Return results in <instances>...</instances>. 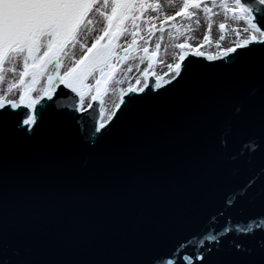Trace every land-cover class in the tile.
<instances>
[{"label": "snow or ice", "instance_id": "snow-or-ice-1", "mask_svg": "<svg viewBox=\"0 0 264 264\" xmlns=\"http://www.w3.org/2000/svg\"><path fill=\"white\" fill-rule=\"evenodd\" d=\"M221 14V42L242 27L208 54ZM124 135L134 155L99 154ZM225 159L264 175V0H0V264H264V185L213 199Z\"/></svg>", "mask_w": 264, "mask_h": 264}, {"label": "water", "instance_id": "water-1", "mask_svg": "<svg viewBox=\"0 0 264 264\" xmlns=\"http://www.w3.org/2000/svg\"><path fill=\"white\" fill-rule=\"evenodd\" d=\"M89 83L94 86V81L90 80ZM15 98H18V93L15 96ZM125 99H127V97H125ZM61 102L63 103L65 101H61ZM118 102H119V97L117 98V103ZM93 103L95 106V104H98L99 101L93 102ZM117 114L119 115V113ZM75 136H76L75 126L70 125L69 135H68V143L70 145L72 141L74 140ZM155 142L157 145V155H159L160 151L164 147V142L161 138H156ZM97 150L101 156L120 155V154L134 155L136 148H135V144L133 143L132 139L128 137L127 135H124V136H113V137H109V138H105L101 140ZM95 163L96 162L94 161L90 162L88 167H94ZM73 166H78V162L73 160ZM222 167H223V174H224L222 187L216 192L211 194L212 198L215 200L222 202L223 199L228 194H230L233 190L243 187V185L247 183L249 180H255L257 187L264 185V175H261L258 171L255 170L257 168V165L255 164L237 165L225 159L222 162ZM241 210H242V214L246 216L250 212L254 210H259V209L255 202L250 201L247 198H241L237 202L236 207L233 209H230V212L234 216H238L241 214ZM86 211H88L92 215H99L101 210L96 207H90L86 209ZM197 230L198 228H189L185 230L184 232H182L177 237V240H184L186 237H189L192 234V232L197 231Z\"/></svg>", "mask_w": 264, "mask_h": 264}, {"label": "bare ground", "instance_id": "bare-ground-1", "mask_svg": "<svg viewBox=\"0 0 264 264\" xmlns=\"http://www.w3.org/2000/svg\"><path fill=\"white\" fill-rule=\"evenodd\" d=\"M169 1H171V0H160V2L163 5V10H164V8H167L168 10L171 8L169 6ZM164 11H165V13H167L166 9ZM172 14H174V13L172 12V13H170L168 15H172ZM216 19L217 20L221 19V20L224 21L222 14L221 15H217ZM191 27H192L193 30L191 32H189L187 35H190L192 37V43H194V44L195 43H202L203 42V36H204L203 34H201L202 32H199V30L197 28V25L195 23H193L191 25ZM237 27H242V25H237L235 23H230L228 25V28L226 29V39L224 41H222V42L219 40L220 33H215V32L211 33V41L212 42L209 45H206L202 50L205 51L208 54H214L217 51V49H216V43L217 42L222 43L223 47L231 46V41L234 38V33L231 31V29L232 28H237ZM182 41L183 40H181V42ZM155 42L156 41L154 40L152 48L154 47ZM166 48H167V42H165V43L163 42V48L161 50V53H162V51L164 53ZM172 49H173V52L170 53L171 55L169 56L168 60L167 61L165 60L164 65H162L163 67L159 66L158 69L156 68V71H157L158 74L163 75L165 72H167L166 64L174 62L173 58H174L175 55L178 54V52H177V50L175 48L172 47ZM140 67H141V70H142L143 68L147 67V64L145 63L144 65H141ZM133 69L134 70L130 74V78H131L132 82L134 83L135 79L138 78L140 73L134 68V65H133ZM121 86H123V88H126L128 85L127 84H124V85H111L110 87L112 89H119V87H121ZM117 98H118V93L114 94L113 91H111V90L109 91L108 95H106L103 98L104 99V107H105V109L107 111H111L114 108L115 103H117ZM108 105H109V108L107 107Z\"/></svg>", "mask_w": 264, "mask_h": 264}, {"label": "rangeland", "instance_id": "rangeland-1", "mask_svg": "<svg viewBox=\"0 0 264 264\" xmlns=\"http://www.w3.org/2000/svg\"><path fill=\"white\" fill-rule=\"evenodd\" d=\"M169 6L171 7L169 10L167 8H164V10L166 9V12L167 14H170V13H174L176 10H177V7H178V0H171L169 1ZM163 10V11H164ZM165 12V11H164ZM96 19L99 21L97 24H96V28L99 30L102 25H103V21L102 19H100L99 17H96ZM200 20H201V23L199 26H197L199 32H202L201 34L205 35L206 32H207V20L201 15L200 17ZM224 22L223 20H217L216 19V16L213 18V29H212V32L211 33H220L219 32V24ZM97 34H99V32H97ZM184 38H181V40H183ZM164 43L167 42V48H166V51L163 53H160V58L167 61L169 56L171 55L170 53L173 52V49L172 47L174 48V44L177 42V41H173V40H170L168 38V36L165 34V39L163 41ZM181 42V41H180ZM154 49V47H153ZM77 55H79V52L77 51ZM175 57V56H174ZM174 60V58H173ZM160 67H163L162 65H159ZM159 66H157L156 68L158 69ZM134 68H135V65H134ZM6 76H7V79H6V82H5V88L7 86V81L8 80H11V79H14L15 77H13V75L11 73H6ZM123 87V86H121ZM119 87V88H121ZM118 92H116L115 94H117ZM17 95V93H13L10 98L14 99L15 96ZM111 106V105H110ZM109 108V105L107 106ZM106 107V108H107Z\"/></svg>", "mask_w": 264, "mask_h": 264}]
</instances>
